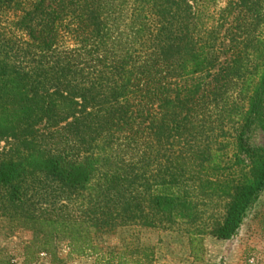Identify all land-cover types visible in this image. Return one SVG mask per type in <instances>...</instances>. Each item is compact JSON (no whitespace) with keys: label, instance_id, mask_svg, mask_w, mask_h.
I'll list each match as a JSON object with an SVG mask.
<instances>
[{"label":"trees","instance_id":"obj_1","mask_svg":"<svg viewBox=\"0 0 264 264\" xmlns=\"http://www.w3.org/2000/svg\"><path fill=\"white\" fill-rule=\"evenodd\" d=\"M238 1L0 0V14L24 6L26 35L23 62L0 53V140L19 143L0 160V202L42 235L32 260L65 240L99 264H153L151 247L102 254L95 239L197 223L191 184L225 200L210 234L238 235L264 193V144H243L264 134V0ZM227 125L248 163L222 157Z\"/></svg>","mask_w":264,"mask_h":264},{"label":"rangeland","instance_id":"obj_2","mask_svg":"<svg viewBox=\"0 0 264 264\" xmlns=\"http://www.w3.org/2000/svg\"><path fill=\"white\" fill-rule=\"evenodd\" d=\"M211 10L224 8L231 1L210 0ZM215 6V7H214ZM23 7L7 8L0 14V53L8 54L12 61L23 62L17 57L16 50L20 41L26 39L24 32L15 27V21L21 15ZM241 7L234 10L232 17L239 14ZM260 11L264 14V2ZM232 19V18H231ZM218 147L225 161L238 152L241 159L248 163L246 151L238 150L239 133L231 125L217 131ZM245 147L255 149L264 144L261 130H251L243 138ZM19 143L13 139L0 140V160L16 154ZM227 163V162H226ZM191 184V183H190ZM190 191L198 196L200 218L197 223L186 221L159 223L154 227L120 226L112 233L100 234L95 239L100 253L118 252L133 249L136 246L151 247L155 253L153 264H264V193L251 208L238 235L231 240L218 239L210 234L213 222L224 213V198L201 195L198 186L191 184ZM0 189V195H2ZM41 205H38L39 208ZM11 211L0 202V261L11 259L16 264H99L97 255L78 256L72 254L68 242L56 240L50 247V253H34L42 245L41 237L35 239L34 230L21 228L13 220ZM192 234L196 236L191 243ZM31 246L30 250L27 249ZM28 252V254H27Z\"/></svg>","mask_w":264,"mask_h":264}]
</instances>
